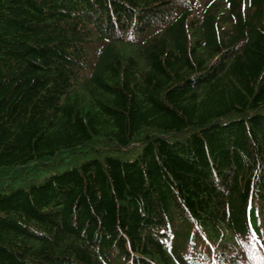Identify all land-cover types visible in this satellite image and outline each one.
Here are the masks:
<instances>
[{
    "label": "trees",
    "instance_id": "obj_1",
    "mask_svg": "<svg viewBox=\"0 0 264 264\" xmlns=\"http://www.w3.org/2000/svg\"><path fill=\"white\" fill-rule=\"evenodd\" d=\"M264 264V0H0V264Z\"/></svg>",
    "mask_w": 264,
    "mask_h": 264
}]
</instances>
